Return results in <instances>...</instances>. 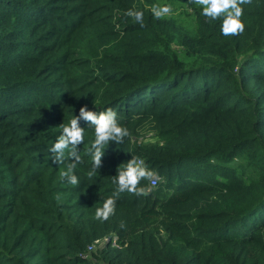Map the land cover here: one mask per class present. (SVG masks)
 I'll list each match as a JSON object with an SVG mask.
<instances>
[{
	"label": "trees",
	"instance_id": "obj_1",
	"mask_svg": "<svg viewBox=\"0 0 264 264\" xmlns=\"http://www.w3.org/2000/svg\"><path fill=\"white\" fill-rule=\"evenodd\" d=\"M241 7L225 36L199 0H0V264H264V0ZM83 105L129 134L89 176L82 120L72 185L50 148ZM131 155L161 181L98 219Z\"/></svg>",
	"mask_w": 264,
	"mask_h": 264
},
{
	"label": "clouds",
	"instance_id": "obj_2",
	"mask_svg": "<svg viewBox=\"0 0 264 264\" xmlns=\"http://www.w3.org/2000/svg\"><path fill=\"white\" fill-rule=\"evenodd\" d=\"M202 5V14L211 19L223 16L221 24V32L227 36L237 32L244 31L245 24L241 20L243 9L241 7L242 0H199ZM171 11L169 5H164L158 9H154V14L159 17ZM128 15L135 17V20L143 25V12L131 10ZM86 121L87 126L94 129L95 138L92 140V147L89 152L92 156V168L88 175L92 176L96 169H100L102 157L105 155L104 145L109 141L120 143L128 133L118 117L115 109L108 107L102 111H97L83 105L79 109L78 115H72L70 120L62 124L60 135L53 141L50 152L52 155V163L62 164L65 158H69L67 169L61 172V175L67 178V181L76 185L79 183V177L74 172L77 163L80 162V148L78 147L84 142L85 127L81 126V121ZM158 173L155 169L150 168L145 159L141 156L131 155L126 164L113 176L116 184V190L113 195L108 196L102 207H97L95 215L98 219L106 220L116 209V195L120 192L136 193L138 195H147L151 188L142 185V180H149L155 183L158 179Z\"/></svg>",
	"mask_w": 264,
	"mask_h": 264
},
{
	"label": "rangeland",
	"instance_id": "obj_3",
	"mask_svg": "<svg viewBox=\"0 0 264 264\" xmlns=\"http://www.w3.org/2000/svg\"><path fill=\"white\" fill-rule=\"evenodd\" d=\"M167 139L168 138H164V137H162L160 135H153V134L149 133L146 136L140 138L139 140L134 139V141L138 145H144V144H147V143H155V142L164 143L165 141H167ZM106 241H107V239L104 240L103 244H105ZM101 247H103V245L99 246L98 248H101Z\"/></svg>",
	"mask_w": 264,
	"mask_h": 264
},
{
	"label": "built area",
	"instance_id": "obj_4",
	"mask_svg": "<svg viewBox=\"0 0 264 264\" xmlns=\"http://www.w3.org/2000/svg\"><path fill=\"white\" fill-rule=\"evenodd\" d=\"M160 181H161V178L159 177L158 179L155 180V183H152V182H151V186H152V187H156V186L159 184ZM92 249H93V247L90 248V251H91Z\"/></svg>",
	"mask_w": 264,
	"mask_h": 264
}]
</instances>
